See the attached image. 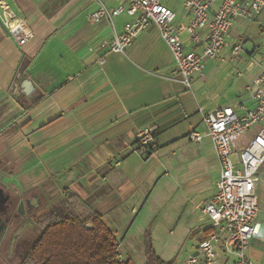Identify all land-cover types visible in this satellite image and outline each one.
Returning <instances> with one entry per match:
<instances>
[{
  "label": "crops",
  "instance_id": "obj_1",
  "mask_svg": "<svg viewBox=\"0 0 264 264\" xmlns=\"http://www.w3.org/2000/svg\"><path fill=\"white\" fill-rule=\"evenodd\" d=\"M4 1L28 21L34 37L19 45L0 21V203H17L25 220L28 204L74 193L101 214L121 248L123 243L130 245L131 232L153 199L162 170L188 162L218 168L208 180L201 210L216 191L220 164L209 137L194 142L188 134L206 133V112L231 106L241 113L243 106H255L254 80L262 70L264 40L252 45L248 40L252 32H264V11L254 20L237 18L228 41L242 43V50L234 54L223 48L187 87L154 24L142 30L125 52H107L101 43L131 20L125 11L115 17L113 26L105 18L99 22L90 18L97 0ZM102 1L111 7L121 3ZM182 2L165 4L177 13L178 22L187 23L190 13ZM181 38L193 48L187 32ZM263 124L234 137L235 147L247 145ZM139 129L155 133L157 150L148 157L136 150ZM189 143L198 148L186 154ZM260 173L261 182L264 166ZM200 180L193 178L188 186ZM259 184L262 228L247 249L254 264H264V187L259 190ZM2 219L0 231L7 235L14 226ZM210 226V219L200 213L172 251L178 252L180 245L186 250L190 243L182 256L194 252ZM120 253L124 259L131 257ZM231 255L235 254L222 250L217 264H237V255L234 260ZM182 256L177 255L173 264Z\"/></svg>",
  "mask_w": 264,
  "mask_h": 264
},
{
  "label": "built area",
  "instance_id": "obj_2",
  "mask_svg": "<svg viewBox=\"0 0 264 264\" xmlns=\"http://www.w3.org/2000/svg\"><path fill=\"white\" fill-rule=\"evenodd\" d=\"M165 1L121 0L119 6L111 7L97 0L98 7L90 13V18L95 22L105 18L114 26L115 17L122 12L131 16L121 32L114 28L113 34L102 41L101 47L107 52H125L142 30L156 25L170 47L181 81L187 87L192 86L195 74L204 71L208 60L219 58L223 48L229 47L234 54L242 50V43L228 41L237 18L254 20L264 11V0H183V7L190 17L187 23H182ZM0 21L19 45L34 37L28 21L4 0H0ZM182 32H187L193 48L189 49L181 38ZM104 60L101 57L99 62L102 64ZM261 66V73L254 80V107L243 106L241 113L231 106L206 112L203 114L206 133L192 130L188 134L194 142H200L206 136L211 139L220 164V176L215 193L201 207L202 215L210 219V230L197 243L195 251L184 255L178 264H217L222 250L237 255V264H254L247 249L262 228L257 186L264 166V127L247 145L239 148L234 145V137L244 135L253 125L264 122V52ZM154 142L152 130H138L136 150L139 153L145 154Z\"/></svg>",
  "mask_w": 264,
  "mask_h": 264
},
{
  "label": "rangeland",
  "instance_id": "obj_3",
  "mask_svg": "<svg viewBox=\"0 0 264 264\" xmlns=\"http://www.w3.org/2000/svg\"><path fill=\"white\" fill-rule=\"evenodd\" d=\"M243 32L244 30L241 34ZM263 35L264 32L261 31L260 33L252 32L249 35L248 44L252 45V42H262L264 40ZM247 36L244 38H247ZM197 148L198 146L195 147V144L189 143L183 151L187 154ZM206 148L209 152L212 151L210 143L208 144V142L206 143ZM210 153L212 156V152ZM166 168L165 171L162 170L160 175L161 182L154 187L153 199L147 205L146 210H144L143 214L137 220L136 226L131 232L128 242L130 245L127 246L125 243L121 244L120 251L125 255L129 253L134 261L139 264L145 263L148 246L146 244L148 242L157 255L168 256L172 261L176 259L177 255L182 256L184 253H187L189 250L187 246L190 243L186 245V250L183 245H180V249L178 252L175 251L176 253L172 249L176 248L178 243L183 240L187 228L197 220L198 215L201 213V210L198 209L199 204L205 196L207 197L206 188L209 184L208 180H211L218 170L216 166L197 167L196 165H190L188 162H181L180 167ZM197 177H201L200 184L195 183L194 185L188 186L189 181ZM259 183V190H262L264 187V175H261V182ZM53 198L56 199L57 196L50 197L49 199ZM49 199H39L34 204H28L29 206L26 210L29 213H27L25 220L20 215H12V221L9 224L14 227L16 225L19 228L22 226L20 229H23V234L19 237L18 241L24 242L25 249L29 246L27 244V238L35 237L39 232L34 221L39 214L45 211V206L50 202ZM183 250H185L184 253L181 252ZM235 257V255L230 256L231 260H234ZM182 258L183 256L177 260V264Z\"/></svg>",
  "mask_w": 264,
  "mask_h": 264
},
{
  "label": "trees",
  "instance_id": "obj_4",
  "mask_svg": "<svg viewBox=\"0 0 264 264\" xmlns=\"http://www.w3.org/2000/svg\"><path fill=\"white\" fill-rule=\"evenodd\" d=\"M156 150L152 143L144 155ZM49 201L34 221L38 234L27 238L24 264H137L131 257L120 259L119 239L88 201L68 192ZM146 245V264H173Z\"/></svg>",
  "mask_w": 264,
  "mask_h": 264
},
{
  "label": "flooded vegetation",
  "instance_id": "obj_5",
  "mask_svg": "<svg viewBox=\"0 0 264 264\" xmlns=\"http://www.w3.org/2000/svg\"><path fill=\"white\" fill-rule=\"evenodd\" d=\"M1 202V201H0ZM18 204H8L6 201L0 203V216L9 223L13 216H21L17 209ZM10 213V217H7ZM16 226V225H15ZM19 228L14 227L7 235L0 231V264H24L25 247L24 242L18 241L23 234L18 233ZM18 233V234H17Z\"/></svg>",
  "mask_w": 264,
  "mask_h": 264
},
{
  "label": "water",
  "instance_id": "obj_6",
  "mask_svg": "<svg viewBox=\"0 0 264 264\" xmlns=\"http://www.w3.org/2000/svg\"><path fill=\"white\" fill-rule=\"evenodd\" d=\"M33 203V202H32Z\"/></svg>",
  "mask_w": 264,
  "mask_h": 264
}]
</instances>
